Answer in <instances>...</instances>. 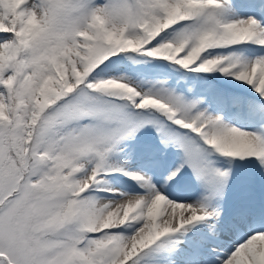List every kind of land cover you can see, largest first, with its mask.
Segmentation results:
<instances>
[{
	"label": "snow or ice",
	"instance_id": "6c2138e0",
	"mask_svg": "<svg viewBox=\"0 0 264 264\" xmlns=\"http://www.w3.org/2000/svg\"><path fill=\"white\" fill-rule=\"evenodd\" d=\"M0 264H264V0H0Z\"/></svg>",
	"mask_w": 264,
	"mask_h": 264
}]
</instances>
